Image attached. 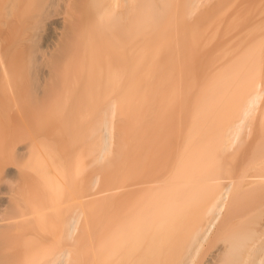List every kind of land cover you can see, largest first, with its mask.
Instances as JSON below:
<instances>
[{
	"label": "bare ground",
	"instance_id": "6f19581e",
	"mask_svg": "<svg viewBox=\"0 0 264 264\" xmlns=\"http://www.w3.org/2000/svg\"><path fill=\"white\" fill-rule=\"evenodd\" d=\"M208 1L0 0V264H264L259 58L155 60Z\"/></svg>",
	"mask_w": 264,
	"mask_h": 264
},
{
	"label": "rangeland",
	"instance_id": "374dc122",
	"mask_svg": "<svg viewBox=\"0 0 264 264\" xmlns=\"http://www.w3.org/2000/svg\"><path fill=\"white\" fill-rule=\"evenodd\" d=\"M209 1L197 10L192 16L193 18L190 17L192 20H188L192 30L187 27V23H179L183 19L178 18L180 20L177 21V27H172L174 30L167 31L165 29V33L168 32V34L161 31L163 35L158 34L159 40H157L158 37L156 38L158 45L153 46L154 50L156 47L155 60L158 64H163L162 62L167 60L171 62L169 73L163 77L166 80L169 77L164 88L169 93L167 97L178 99L180 95L183 96L189 89H192L188 86L189 82L193 83L194 89L205 88L204 85L210 81H208L207 75L211 73L209 69V72H206L207 68L218 67L219 74L217 75L226 74L228 69L235 66L237 59H243L245 53L248 55L249 48L253 49L256 58H259L258 62L261 67L258 89L260 91L263 89L261 95L264 97V0ZM176 13H178L177 10ZM181 14L183 15L182 12ZM176 17H178L177 14ZM183 17L185 16L183 15ZM190 31L192 32L190 33ZM175 38L179 40H174ZM167 44L172 47L169 51L167 50L168 52L165 48ZM210 77L213 78L211 75ZM262 100L264 101V98L258 102L260 106L263 103H260ZM169 102V105L173 104L170 100ZM112 119L113 125L116 126V132L120 131L121 127L117 123L116 116L114 115ZM254 124L257 123L254 122ZM113 133L115 139L112 142V149L114 143H117L115 127ZM100 180L99 177L93 192L99 188ZM77 183L82 185L80 181Z\"/></svg>",
	"mask_w": 264,
	"mask_h": 264
}]
</instances>
